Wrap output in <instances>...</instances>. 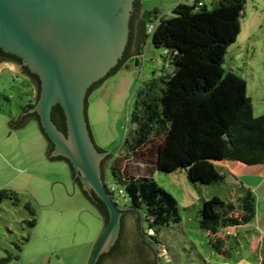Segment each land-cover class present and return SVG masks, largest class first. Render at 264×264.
<instances>
[{
    "label": "rangeland",
    "instance_id": "obj_1",
    "mask_svg": "<svg viewBox=\"0 0 264 264\" xmlns=\"http://www.w3.org/2000/svg\"><path fill=\"white\" fill-rule=\"evenodd\" d=\"M177 1L141 0V5L153 19L156 11L158 16H172ZM165 55L163 49L147 40L139 59L133 56L138 62H127L90 92L87 118L93 139L112 155L105 168L115 163L129 174L150 176L177 199L179 222L150 230L138 214L140 236L154 252L156 264H261L264 163L214 161L223 181L202 184L191 181L185 169L173 173L156 170V145L126 158L125 141L131 136L143 89L153 78L173 69L165 63ZM224 69L246 80L255 116L264 115V0H246L241 32L228 50ZM23 76L11 69L0 71V190L13 191L19 199H6L0 205V264H88L105 227L100 211L74 184L69 164L46 157L45 139L36 122L12 131L8 125L22 115V108L32 99V91L24 88ZM162 85L157 84L150 92L160 94ZM106 174V185L114 184L111 171L106 170ZM248 190L255 197L251 220L235 226L221 225L216 234L200 227L206 200L218 196L227 209L234 206L236 213ZM120 200L125 205V199Z\"/></svg>",
    "mask_w": 264,
    "mask_h": 264
},
{
    "label": "trees",
    "instance_id": "obj_2",
    "mask_svg": "<svg viewBox=\"0 0 264 264\" xmlns=\"http://www.w3.org/2000/svg\"><path fill=\"white\" fill-rule=\"evenodd\" d=\"M245 3L246 0H216L212 8L206 4L197 8L195 5L179 3L169 17L158 16L156 11L152 19V13L148 12L149 19L139 18L135 31L132 28L133 19L125 55L108 76L123 67L129 58L138 56L139 59L147 40L155 48L165 51L164 61L173 69L153 78L147 88L143 89L144 95L137 101L133 115L131 136L125 141L128 151L126 158H133L145 147L156 145V170L173 173L185 169L191 181L202 184L223 181L224 177L214 161L232 160L246 165L264 163V115L255 116L246 80L239 74L226 72L224 69L228 50L241 32ZM138 4H141V0H137L135 6ZM153 24L155 29L149 33ZM1 54L22 63L19 57L0 48ZM25 69L30 72L27 67ZM31 74L36 80L39 93L41 80L38 75ZM105 79L95 84L90 92ZM161 83L160 94L153 95L150 91ZM33 106L30 104L24 107L25 112ZM29 117L38 121L40 131L49 144L50 156L54 144L47 137L39 115L30 113ZM52 119L61 131L67 133L65 115L60 105L54 107ZM25 122L22 121L18 126ZM99 150L104 152L102 148ZM106 158L112 161V155H107ZM50 159L69 164L73 181L97 207L106 224L109 214L105 204L96 195L92 197L84 191L70 161L62 156H50ZM106 170L112 173V185L124 191L123 195L116 197L110 192L109 187L112 185L107 186L114 198L125 199V205H121V200L117 204L119 207H126L124 214L130 210L136 212L144 218L150 230L181 221L177 199L154 178L129 174L117 164L111 163L107 168L103 165L105 181ZM10 198L19 201L15 192L0 190V205ZM27 207L35 213L31 205L28 204ZM228 208L218 196L206 200L201 210L200 227L216 234L221 225L235 226L251 220L255 216V197L252 191L248 190L241 199L237 214L234 206ZM217 242L220 243V239ZM123 247L119 238L97 264H102L109 255L119 256Z\"/></svg>",
    "mask_w": 264,
    "mask_h": 264
},
{
    "label": "water",
    "instance_id": "obj_3",
    "mask_svg": "<svg viewBox=\"0 0 264 264\" xmlns=\"http://www.w3.org/2000/svg\"><path fill=\"white\" fill-rule=\"evenodd\" d=\"M136 1L0 0V48L22 60L20 65L0 62V70L8 67L29 79L20 69L24 66L41 80L38 93L29 79L35 104L8 125L22 127L24 124L18 126L22 121L35 119L29 117L30 113H37L54 144L50 156L67 158L84 191L96 195L108 210V221L88 264H97L119 238L123 252L109 255L103 264H156L154 252L140 236L139 215L134 211L124 214L107 189L103 165L111 154L99 150L87 118L91 88L105 79L125 55ZM142 18L149 19L148 11H143ZM57 105L64 111L67 133L52 119ZM48 151L49 147V156Z\"/></svg>",
    "mask_w": 264,
    "mask_h": 264
},
{
    "label": "crops",
    "instance_id": "obj_4",
    "mask_svg": "<svg viewBox=\"0 0 264 264\" xmlns=\"http://www.w3.org/2000/svg\"><path fill=\"white\" fill-rule=\"evenodd\" d=\"M216 0H206V5L207 6H209V5H211V6H213V4H214V2H215ZM179 3H184V4H188V5H192V2H191V0H187L186 2H185V0H178L174 5H173V7H172V11H173V8L177 5V4H179ZM5 69H9L10 70V68H8V67H5V68H2L0 71H2V70H5ZM12 70V69H11ZM12 72H17V71H13L12 70ZM17 73H19V72H17ZM23 77H25V76H23ZM25 87L24 88H26V89H28V92H29V90H31L32 91V99H31V101H30V104H35V100L33 99V97H34V87H33V85L31 84V82L29 81V79L26 77V84L24 85ZM29 104V105H30ZM28 106V105H27ZM27 106H25V107H27ZM22 110H23V112H22V114L23 113H26L25 112V110H24V108H22ZM28 112V111H27ZM19 116H21V115H19ZM18 116V117H19ZM17 118V117H16ZM15 119V118H14ZM14 119H12V120H14ZM11 120V121H12ZM31 121H33V122H36L37 124H38V121L36 120V119H29L22 127H24V126H26V125H28ZM38 126H39V124H38ZM19 128H21V127H18V128H10V130L12 129V130H14V129H19ZM11 130V131H12ZM39 131H40V127H39ZM41 132V131H40ZM12 134V132H10V135ZM42 134V133H41ZM43 135V134H42ZM44 137V136H43ZM44 139H45V137H44ZM48 147H49V144L47 143V141H46V139H45V145H44V150H45V152H46V157L50 160V161H52L50 158H49V156H48V154H47V150H48ZM60 162V161H59ZM62 162H65V161H62ZM72 180H73V178H72ZM74 182V181H73ZM74 184H76L75 182H74Z\"/></svg>",
    "mask_w": 264,
    "mask_h": 264
},
{
    "label": "flooded vegetation",
    "instance_id": "obj_5",
    "mask_svg": "<svg viewBox=\"0 0 264 264\" xmlns=\"http://www.w3.org/2000/svg\"><path fill=\"white\" fill-rule=\"evenodd\" d=\"M142 14H143L142 5L138 4L137 6H135V11H134L133 18H132V22L134 19L133 27H132L134 31L138 28L137 22H138L139 18H142ZM131 60L135 61L134 58H129L128 62ZM0 62L1 63L11 62V63L19 64V65L21 64V63H18L17 61H15L14 59H12L11 57L5 56L3 54L0 55ZM132 63H134V62H132ZM20 69H21L22 73L26 74L29 77V79L34 83L35 87L37 88L36 80L34 79V76L30 72H27L24 66H22Z\"/></svg>",
    "mask_w": 264,
    "mask_h": 264
},
{
    "label": "built area",
    "instance_id": "obj_6",
    "mask_svg": "<svg viewBox=\"0 0 264 264\" xmlns=\"http://www.w3.org/2000/svg\"><path fill=\"white\" fill-rule=\"evenodd\" d=\"M191 2H192V5H195L197 8H202L206 4V0H191ZM154 29H155V25L153 24L149 28V33H151ZM109 189H110V192L115 194L116 197H120L121 195L124 194V191L122 189H119L115 185L110 186ZM114 201L116 202V204H119L120 200L114 198Z\"/></svg>",
    "mask_w": 264,
    "mask_h": 264
},
{
    "label": "clouds",
    "instance_id": "obj_7",
    "mask_svg": "<svg viewBox=\"0 0 264 264\" xmlns=\"http://www.w3.org/2000/svg\"><path fill=\"white\" fill-rule=\"evenodd\" d=\"M119 208H122V207H119Z\"/></svg>",
    "mask_w": 264,
    "mask_h": 264
}]
</instances>
